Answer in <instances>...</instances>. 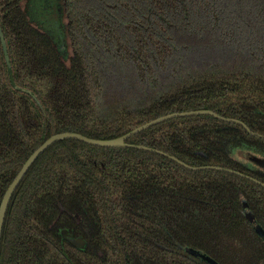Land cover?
<instances>
[{
	"label": "trees",
	"instance_id": "obj_1",
	"mask_svg": "<svg viewBox=\"0 0 264 264\" xmlns=\"http://www.w3.org/2000/svg\"><path fill=\"white\" fill-rule=\"evenodd\" d=\"M24 3L0 0L11 68L0 40V204L57 134L112 140L169 114L210 110L264 137V0H63L68 60ZM127 143L264 184L248 159H264V139L211 116L173 119ZM250 217L264 231V188L246 178L66 140L16 190L0 264H209L188 249L217 264H264ZM63 227L85 249L65 242Z\"/></svg>",
	"mask_w": 264,
	"mask_h": 264
},
{
	"label": "water",
	"instance_id": "obj_2",
	"mask_svg": "<svg viewBox=\"0 0 264 264\" xmlns=\"http://www.w3.org/2000/svg\"><path fill=\"white\" fill-rule=\"evenodd\" d=\"M24 12L28 19L33 23L35 26H37L42 32L47 34L55 47L57 48L59 54L64 57H68L69 53V37H68V27H67V20L64 12V7H63V0H26L24 3ZM0 40L3 48V52L5 54L8 66L10 68L9 64V57H8V52H7V44L4 38V34L0 25ZM64 47V48H63ZM61 48L65 49L66 48V53L61 51ZM66 54V56L64 55ZM11 72V68H10ZM13 87L15 89H18L22 92H25V90L18 88L15 84L14 81L12 80ZM211 116L214 117L220 121H223L225 123H233L242 126L249 134H253L259 138H263V136L253 133L243 122L238 121V120H233V119H228V118H223L219 116L218 114L210 111V110H198V111H192V112H185V113H174V114H169L160 118H157L151 122H148L131 132L125 134L122 137L112 139V140H97V139H92L88 138L86 136H83L78 133H61L54 135L50 137L46 142H44L24 163L22 166V169L20 170L19 174L15 178V180L12 182V184L9 186L7 189L1 204H0V257H1V245H2V235H3V230H4V225H5V220L7 216V212L9 209V206L11 204V201L13 199V196L32 168V166L35 164V162L46 152L48 151L52 146L55 144L66 141V140H76L80 141L82 143H85L90 146H95V147H102V148H131V149H137V150H142V151H147L151 153H156L159 155H162L164 157H167L171 159L172 161L178 163L179 165L183 166L184 168L192 171H202V170H214V171H224L227 173L235 174L240 177L246 178L255 184H258L264 188V184L261 182L245 176L241 173L234 172L232 170L228 169H223L219 167H192L189 166L178 159L165 154L161 151H158L156 149L144 147V146H139V145H132L128 144L127 140L138 135L139 133L146 131L154 126H157L159 124H162L164 122L173 120V119H178V118H185V117H192V116ZM248 159L258 168L262 169L264 171V159L259 158V157H254V156H249ZM250 222H252L256 228L257 233L264 239V231L255 225V221L252 217L249 218ZM64 239L70 243L72 246H74L77 249H85L86 247V242L81 239H75L73 236L67 235L66 233L63 234ZM188 254L199 258L209 264H217L212 260L210 257L202 254L201 252H198L196 250H191L188 249Z\"/></svg>",
	"mask_w": 264,
	"mask_h": 264
},
{
	"label": "flooded vegetation",
	"instance_id": "obj_3",
	"mask_svg": "<svg viewBox=\"0 0 264 264\" xmlns=\"http://www.w3.org/2000/svg\"><path fill=\"white\" fill-rule=\"evenodd\" d=\"M26 1V0H25ZM24 165V164H23ZM22 169V168H21ZM20 172V171H19ZM19 174V173H18ZM17 174V175H18ZM17 177V176H16ZM15 177V178H16ZM15 180V179H14ZM13 180V181H14ZM12 184V183H11ZM10 184V185H11ZM9 188V187H8ZM5 195V194H4ZM4 197V196H3ZM12 202V201H11ZM9 210V209H8ZM8 213V212H7ZM75 218V220L77 221L78 219H77V217L75 216L74 217ZM255 225H257L256 223H255ZM258 226V225H257ZM67 234V235H70V236H73L75 239H78V238H81V239H83L81 236H78V237H75V234H73L72 232H71V230L69 229V228H67V227H63V228H60L59 229V232H58V234L59 235H61V237H62V239L65 241V242H67L65 239H64V237H63V234ZM84 240V239H83ZM85 241V240H84ZM70 244V243H69Z\"/></svg>",
	"mask_w": 264,
	"mask_h": 264
},
{
	"label": "rangeland",
	"instance_id": "obj_4",
	"mask_svg": "<svg viewBox=\"0 0 264 264\" xmlns=\"http://www.w3.org/2000/svg\"><path fill=\"white\" fill-rule=\"evenodd\" d=\"M63 48H64V47H63ZM63 48H61V51L65 50V51H63V52L66 53V48H65V49H63ZM65 53H64V55L66 56ZM69 54H70V44H69V53H68V56H69ZM63 59H64V60H68V57H64ZM236 157L239 158V160H241V161H245V159H244L243 157H241V156L238 157V156L236 155Z\"/></svg>",
	"mask_w": 264,
	"mask_h": 264
}]
</instances>
